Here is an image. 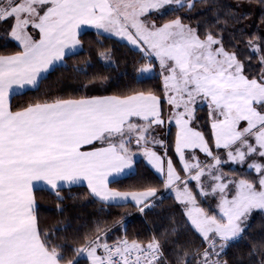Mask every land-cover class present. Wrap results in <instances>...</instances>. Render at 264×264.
I'll list each match as a JSON object with an SVG mask.
<instances>
[{
	"label": "snow or ice",
	"instance_id": "snow-or-ice-1",
	"mask_svg": "<svg viewBox=\"0 0 264 264\" xmlns=\"http://www.w3.org/2000/svg\"><path fill=\"white\" fill-rule=\"evenodd\" d=\"M173 5L187 12L159 19ZM254 6L264 9V0H249ZM196 8V0H0V25L19 46L0 53V264H243L227 250L253 213H264V31L245 38L247 14L236 11L232 28L219 15L193 25ZM83 26L128 41L140 52L133 80L157 75L159 83L92 94L107 79L93 75L78 94L45 92L13 105L14 93L38 90L50 68L67 66L65 56L83 47ZM97 55L110 61L112 53L102 47ZM137 153L159 184L113 186L135 174ZM40 182L58 199L65 185L86 182L102 204L134 203L141 213L167 190L182 219L142 239L116 234L122 213L61 238L64 229L53 231L38 214ZM188 233L198 246L182 240ZM247 254L249 264H264V238Z\"/></svg>",
	"mask_w": 264,
	"mask_h": 264
},
{
	"label": "trees",
	"instance_id": "trees-1",
	"mask_svg": "<svg viewBox=\"0 0 264 264\" xmlns=\"http://www.w3.org/2000/svg\"><path fill=\"white\" fill-rule=\"evenodd\" d=\"M197 8L191 14V23L195 25L200 22L201 27L207 26L214 22V17L220 16V23L228 21V27L232 28L233 24L229 13L232 11L243 12L247 14V19L242 21L244 25L245 38L250 33L259 34L264 31V22L261 17L264 16V9L259 6L249 8V0H196ZM215 3L217 7L208 12L207 8L210 3ZM239 6V7H237ZM187 12V8L183 10H174L164 14L159 19H170L175 15H181ZM156 18V17H154ZM239 27L240 25H235ZM229 33L225 32V36ZM80 39L83 47L76 53L65 58L67 66L62 64L54 68L44 79H42L39 89L28 90L22 94L12 97L13 105L23 104L26 100H31L45 92L54 94H78L81 85L88 83L93 75H103L107 77L104 81H95L97 85L103 84L104 88L92 89V94H102L104 89H115L117 84L134 83L138 87H154L159 83L157 75L146 78L139 83L133 80L136 75V69L140 61V52L133 49L126 42L122 43L114 37L98 35L94 31H86L81 34ZM102 42V43H101ZM106 47L111 50L112 56L110 61H104L98 57L97 53ZM19 50V46L9 38L0 41V53ZM258 62L252 61V72L259 71L255 67ZM77 66L85 68L83 72H77ZM206 108L200 109V115L203 116ZM175 128L172 126V132ZM172 150L169 149V155ZM174 160L176 157H173ZM237 173L243 172L244 169H235ZM231 171V170H229ZM134 175L122 178L119 183L114 184L115 187H127L147 179L154 184L159 181L154 175V170L147 166L142 159L137 161L134 168ZM37 195V211L41 217L42 224L50 226L53 231L62 228L57 234L63 238L67 235L71 238L77 231H88L97 220H107L111 222L113 218H119L118 214L127 213L124 217V224L120 227L117 235L122 234L125 230L129 236L138 235L142 239H147L153 232L160 233L168 227L170 220L173 222L181 221V209L174 196L164 193L163 198L157 199L155 206L151 211L146 210L144 213L139 211L137 206L126 204L122 206L104 205L96 200L85 187H72L60 190V197L53 191L45 189L35 190ZM59 205V207H58ZM61 208L63 211H61ZM250 227L244 238L232 243L227 250V258L231 260L243 261V264H249L251 259L248 256L250 245L253 241L264 238V213L254 212L250 221ZM70 225V227H68ZM190 239L194 246L200 244L197 235L188 233L182 236V240Z\"/></svg>",
	"mask_w": 264,
	"mask_h": 264
},
{
	"label": "crops",
	"instance_id": "crops-1",
	"mask_svg": "<svg viewBox=\"0 0 264 264\" xmlns=\"http://www.w3.org/2000/svg\"><path fill=\"white\" fill-rule=\"evenodd\" d=\"M86 31H94V32H97V30L93 27V26H83V29H82V32H81V34H83L84 32H86ZM104 35H106V36H110V37H112L111 35H109V34H107V33H105ZM114 37V36H113ZM116 39H118V40H122V41H124L123 39H121V38H118V37H115ZM127 43V42H126ZM128 44V43H127ZM129 45V44H128ZM81 50V48H78V49H76V50H73L72 52H69L66 56H65V58L67 57V56H69V55H72V54H76V53H78L79 51ZM62 64H58L56 67H58V66H61ZM55 67V68H56ZM54 68H50L46 73H44L43 75H44V77L45 76H47V74H49L52 70H53ZM28 90H33V89H26V90H21L20 91V94H22V93H24V92H26V91H28ZM15 95H18V94H13V96H15ZM137 160V159H136ZM138 161V160H137ZM134 168H135V166H134ZM72 187H85V188H87V185H86V182H84V183H80V184H73V185H65L62 189H68V188H72ZM37 189H45V190H49V191H51L50 190V188H49V186L48 185H46V183H43V182H40V183H38L37 184V186H36V188L34 189V191L35 190H37ZM88 189V188H87ZM88 191H89V189H88ZM90 192V191H89ZM159 198V197H158ZM96 199V198H95ZM96 200H98V199H96ZM99 201V200H98ZM128 204H133L134 206H136L134 203H128Z\"/></svg>",
	"mask_w": 264,
	"mask_h": 264
},
{
	"label": "rangeland",
	"instance_id": "rangeland-1",
	"mask_svg": "<svg viewBox=\"0 0 264 264\" xmlns=\"http://www.w3.org/2000/svg\"><path fill=\"white\" fill-rule=\"evenodd\" d=\"M176 9H178V6H175V5L170 6V7H169V10L166 11L165 14H167L168 12L174 11V10H176ZM5 27H6V25H0V41H1L2 39H4V38H9V37L6 35L5 31H4ZM96 33H97V32H96ZM103 35H104V34H103ZM104 36H106V35H104ZM109 37H110V36H109ZM112 37H113V36H112ZM114 38H115V37H114ZM9 39H10V38H9ZM11 40H12V39H11ZM123 40H124V41H122V40H119V41L122 42V43L127 42V43L129 44V46H131L133 49H135V47L132 46L128 41H126L125 39H123ZM12 41L15 42V43L18 45V43H17L16 41H14V40H12ZM135 50H136V49H135ZM157 150H159V149H157ZM136 159H137L138 161H140V159L144 160V161L146 162L147 166L150 167V168L152 169V167L148 164V162L143 158V155H142L141 153H137ZM229 164H231V162H229ZM232 167H234L235 169H244V167H242V166H240V165H232ZM153 170H154V169H153ZM225 170H226V171H229V170H231V169H230L229 167L226 166ZM164 193H169V194H172V195L174 196V193H173V192H170V191H167V190H164ZM256 212H257V211H256Z\"/></svg>",
	"mask_w": 264,
	"mask_h": 264
}]
</instances>
